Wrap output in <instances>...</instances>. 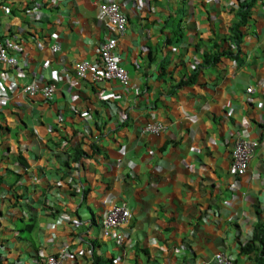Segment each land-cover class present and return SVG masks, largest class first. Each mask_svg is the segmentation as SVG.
Masks as SVG:
<instances>
[{"label":"crops","instance_id":"obj_1","mask_svg":"<svg viewBox=\"0 0 264 264\" xmlns=\"http://www.w3.org/2000/svg\"><path fill=\"white\" fill-rule=\"evenodd\" d=\"M109 1L0 0V39L18 42L19 59L0 69L7 264H42L37 252L65 247L67 264H92L96 239L108 264H217L218 253L250 264L241 250L264 222V0L240 54L230 40L239 0H114L129 21L117 51L128 89L75 72L112 34L99 11ZM34 81L56 83L54 101L22 92ZM153 122L165 126L161 135L143 132ZM242 136L259 147L238 179L232 152ZM79 144L88 150L80 166ZM113 204L133 217L122 247L102 232ZM22 220L36 227L17 240Z\"/></svg>","mask_w":264,"mask_h":264},{"label":"built area","instance_id":"obj_2","mask_svg":"<svg viewBox=\"0 0 264 264\" xmlns=\"http://www.w3.org/2000/svg\"><path fill=\"white\" fill-rule=\"evenodd\" d=\"M101 13L106 17L112 34L106 38L99 49V58L95 63L91 61H79L75 68L80 79L91 80L95 84L107 82H118L124 89L130 87V74L127 68L122 66L118 55L119 39L123 37L129 26V21L123 13L122 7L116 2H109L100 6ZM18 42L13 38L0 39V69L8 71L14 68L19 59L16 48ZM55 49H58L55 47ZM23 92L32 98L41 96L46 101L53 99L55 85H45L41 87L37 82L27 85ZM248 93H254L253 88L248 89ZM165 130V126L160 122L147 124L143 132L150 135L159 136ZM258 144L247 139H239L233 151L232 170L237 176H244L249 168V164L254 157ZM132 218L131 211L125 204L112 205L106 212L102 221L103 233L107 238L115 239L118 245H122L124 236L120 232L129 225ZM71 257L67 249L61 250L57 255L45 257L44 264H67ZM218 264H235L224 254L216 256Z\"/></svg>","mask_w":264,"mask_h":264},{"label":"trees","instance_id":"obj_3","mask_svg":"<svg viewBox=\"0 0 264 264\" xmlns=\"http://www.w3.org/2000/svg\"><path fill=\"white\" fill-rule=\"evenodd\" d=\"M257 0H244L240 1L238 4V11L236 12L237 22L231 27L230 33V40L233 46L236 47V50L239 52V54L242 52L241 47L244 40V33L243 28L246 27L249 23L252 9L255 5ZM171 42V41H169ZM181 42V41H180ZM179 42V43H180ZM230 55L233 56V54L230 52ZM217 58H215L216 60ZM196 74L194 77H196ZM185 86V85H184ZM91 147L92 155H88V150L83 148L81 144H79L76 148V162L79 163L80 160L88 155L93 156L96 153L100 151L99 146L97 143L89 145ZM88 146V147H89ZM74 191V188L72 187L71 193ZM34 219V218H33ZM36 227V223L34 220H29L28 223L25 226L24 231L25 232H31ZM256 230H260L259 232L255 233L254 237L252 238V242L248 243L246 246H244L241 250L242 255L249 256L250 264H264V223L256 228ZM38 253V252H37ZM92 264H104L101 259L97 258L96 255H93ZM110 261H107L109 263Z\"/></svg>","mask_w":264,"mask_h":264},{"label":"clouds","instance_id":"obj_4","mask_svg":"<svg viewBox=\"0 0 264 264\" xmlns=\"http://www.w3.org/2000/svg\"><path fill=\"white\" fill-rule=\"evenodd\" d=\"M109 2H116V3H118V4H120L119 2H117V1H114V0H110ZM109 2H103L102 4H100L99 5V11H100V6L101 5H103V4H106V3H109ZM121 5V7H122V4H120ZM122 10H123V7H122ZM100 13H101V11H100ZM123 13H124V11H123ZM102 14V13H101ZM125 14V13H124ZM103 15V14H102ZM104 16V15H103ZM125 16H126V14H125ZM127 17V16H126ZM128 19V18H127ZM248 27V25L246 26V27H244L243 28V33H244V29H246ZM245 34V33H244ZM244 39H245V35H244ZM106 40V39H105ZM120 40V39H119ZM243 43H244V40H243ZM243 45V44H242ZM55 47H57V46H53V49L55 50V51H59L60 49H55ZM58 48V47H57ZM77 64V63H76ZM76 66V65H75ZM75 72H76V68H75ZM76 75H77V72H76ZM77 78H79L78 77V75H77ZM80 79V78H79ZM83 79H81V81H82ZM35 82V81H34ZM41 87H44L45 85H55V87H56V90H55V93H54V95H53V99L52 100H50V101H46L45 99H43L41 96H39V97H36V98H32V97H30L29 95H27V94H25L23 91V88H22V92L27 96V97H29L32 101H36V100H42L43 102H46V103H50V102H52V101H54V99H55V95H56V92H57V85H56V83H46V84H44V83H40V82H38V81H36ZM33 82H31L30 84H32ZM108 83V82H107ZM27 85H29V84H26L24 87H26ZM253 94V93H252ZM240 139H246L245 137H241ZM248 140V139H247ZM251 141V140H250ZM251 142H255V143H257L258 145V147H259V143L257 142V141H251ZM69 145V143L66 141L65 143H64V146H65V148L67 147ZM236 146V145H235ZM258 147H257V149H256V151L258 150ZM235 148V147H234ZM233 151H234V149H233ZM255 154H256V152H255ZM255 154H254V156H255ZM25 158H27V157H25ZM254 158V157H253ZM253 160V159H252ZM252 160H251V162H252ZM251 162H250V164H251ZM78 166H80V164L79 163H76ZM250 164H249V167H250ZM232 165H233V152H232ZM76 168V167H75ZM231 169H232V167H231ZM79 169H76V171H78ZM248 170H249V168H248ZM232 172H233V170H232ZM248 172V171H247ZM233 174H234V176L236 177V178H238V179H242L243 177H245L246 176V174L244 175V176H237L234 172H233ZM77 192L79 193V194H81L82 195V200L84 201L85 200V197H86V191H85V189L83 188V186L82 185H79V187H77ZM6 196L5 195H3V196H0V206H2V204H3V202L6 200V198H5ZM113 205H115V204H113ZM117 205H121V204H117ZM112 206V205H111ZM110 206V207H111ZM109 207V208H110ZM20 209H22V206H20ZM130 210V209H129ZM131 211V210H130ZM132 214V213H131ZM105 216V215H104ZM61 217H63V215H60V218ZM133 218V217H132ZM132 218H131V221H132ZM1 219H2V215H1V211H0V224L3 222H1ZM63 219V218H62ZM103 219H104V217H103ZM103 219H102V221H103ZM29 221V220H28ZM28 221H24V220H22V224H24V228H23V230L25 229V226H26V224L28 223ZM102 221H101V226H102V228H103V225H102ZM131 221H130V223H131ZM129 223V224H130ZM264 223V222H263ZM263 223H259V225H257L256 227H255V230H254V235H255V233H257V231L259 232L260 230H256V228L257 227H259L260 225H262ZM126 227H128V225L126 226ZM126 227H124L123 229H125ZM122 229V230H123ZM122 230L120 231V232H122ZM15 233H16V235L14 234V236L17 238V240H21V239H23V238H21L20 236H19V231H14ZM25 232V231H24ZM102 232H103V230H102ZM123 234V233H122ZM103 235H104V233H103ZM254 235L251 237V241L249 242V243H251L252 242V238L254 237ZM123 236H124V234H123ZM105 237V236H104ZM107 238V237H106ZM108 239H110V240H112L113 241V243L115 244V245H117V246H119V247H122L123 245H124V242H125V236H124V241H123V243H122V245H118L116 242H115V239H113V238H108ZM6 241L7 240H5V239H2L1 237H0V264H7V257H6V255H5V252H7V247H6ZM248 244V243H247ZM246 244V245H247ZM245 245V246H246ZM244 247V246H243ZM63 249H67V251H68V253H69V255H70V257H71V252H70V250L68 249V248H63ZM63 249H61V250H63ZM94 249H96L95 250V252H94V254L96 255V257L97 258H99V259H101L102 260V262L104 263V264H108L107 263V259H103L102 257H100L99 256V253L97 252V248H95L94 247ZM60 250V251H61ZM59 251V252H60ZM10 252V251H9ZM58 252V253H59ZM57 253V254H58ZM57 254H55V255H57ZM218 254H224V253H218ZM217 254V255H218ZM54 255V256H55ZM216 255V256H217ZM228 259H230L233 263H235V264H245V263H239V262H237L236 261V259H233V258H230V257H228V255H226V254H224ZM47 256H51V255H44V256H40L39 255V253H37V257L42 261V264H44L43 263V261H44V259H45V257H47ZM216 256H215V260H216ZM72 259V258H71ZM70 259V260H71ZM69 262V261H68ZM67 262V263H68ZM216 263H217V261H216ZM218 264V263H217Z\"/></svg>","mask_w":264,"mask_h":264},{"label":"rangeland","instance_id":"obj_5","mask_svg":"<svg viewBox=\"0 0 264 264\" xmlns=\"http://www.w3.org/2000/svg\"><path fill=\"white\" fill-rule=\"evenodd\" d=\"M179 18H180V21H183V18H184L183 14H179ZM178 29H179V25H177V30ZM14 228L17 231H19V236L24 239L26 234L22 232L23 231V224H21L20 222H16V225ZM94 244L97 247V252L99 253V256L103 257V252H102L101 248H99V245H98L99 241L97 239L94 241Z\"/></svg>","mask_w":264,"mask_h":264}]
</instances>
